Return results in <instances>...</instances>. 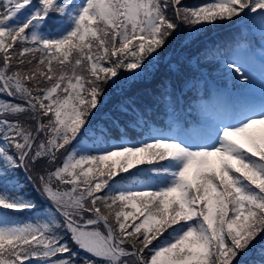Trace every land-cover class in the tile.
Returning <instances> with one entry per match:
<instances>
[{"label": "snow or ice", "instance_id": "obj_1", "mask_svg": "<svg viewBox=\"0 0 264 264\" xmlns=\"http://www.w3.org/2000/svg\"><path fill=\"white\" fill-rule=\"evenodd\" d=\"M234 18L264 26V0H0V264H264V97L203 134L151 128L152 106L130 98L127 123L89 126L181 25L188 47ZM221 64L250 81L237 56Z\"/></svg>", "mask_w": 264, "mask_h": 264}, {"label": "trees", "instance_id": "obj_2", "mask_svg": "<svg viewBox=\"0 0 264 264\" xmlns=\"http://www.w3.org/2000/svg\"><path fill=\"white\" fill-rule=\"evenodd\" d=\"M183 3L188 6H197L204 4V1L183 0ZM169 15H171V12L169 13ZM235 21L236 19L234 18L232 21H218L215 25H209L207 31L200 35L188 47H184L181 44V39L185 32L184 25H181L180 35L174 36L170 40V42L160 51L159 59L155 61V68L147 72L148 78L146 77L142 80L137 81L136 83H134L135 85H133L132 83L131 89L123 95L117 96V93L115 92L118 90L120 91V89L123 88V85L125 83H123L119 88L111 86L106 88L105 94L102 98V105L99 111H95L92 117L90 118L89 126L105 122L109 119V117H118L120 121H122L123 123H127L128 117L123 115L117 109L122 107L123 104L128 103L129 98L131 100H134L135 104L138 105L141 109L144 104L150 103L154 100V102L150 105L153 108V111L150 113V121L159 124L160 122L157 118H161L160 111L162 102L158 103L157 101L160 97L161 83L165 81L170 83L172 74H174L178 80L188 79L190 76L201 79L202 70H195L190 67L189 60L193 55H195V60L199 67H204L205 69H208L203 70V73L209 75L213 73L211 69H214V76L218 77L220 75L219 71H217L218 64L215 60L211 62L212 59H215L214 57H216L217 55V48H214L213 46H211V44L217 45L219 47V50H222L225 47L228 48L235 44H244L247 41L244 31L239 26L232 25L233 23H235ZM253 22L255 23L254 26L260 24L258 20L253 19ZM253 22H251V24ZM211 30H214L215 32L208 36ZM255 35L258 41L264 39L262 38V32L255 33ZM226 48L223 51H225ZM197 65L193 64V66ZM210 65H212L213 68H211ZM140 127H143V125H141ZM141 132H143V130L138 131L135 129L134 132L130 135H134L136 138H141ZM57 163H59V160L57 161ZM144 167L146 166H141V168ZM18 175L21 182L25 183V188L30 198L38 201L39 197L37 193L33 190V187L31 185H28L24 181L23 173H19ZM121 175L127 174L121 173ZM117 179L119 178L117 177ZM8 218L9 220H12L14 222L18 221L20 223H23L31 219L32 217L31 215H27L26 213H18L9 214ZM262 241H264V236L260 239L257 244Z\"/></svg>", "mask_w": 264, "mask_h": 264}, {"label": "rangeland", "instance_id": "obj_3", "mask_svg": "<svg viewBox=\"0 0 264 264\" xmlns=\"http://www.w3.org/2000/svg\"><path fill=\"white\" fill-rule=\"evenodd\" d=\"M238 53L239 54H241L242 55V51H238ZM243 56V55H242ZM244 67H245V69L247 70L249 67H247L246 65H244ZM248 71V70H247ZM249 72V71H248ZM249 75H250V77H251V72H249ZM251 80H253V78L251 77V79H250V81ZM241 81H243V80H241ZM250 81H243V82H245L246 84H248V83H250ZM222 108V107H221ZM219 113H220V111H219ZM223 114H224V112H223ZM207 117H204L205 119V122H209V123H212L213 121H214V116L211 114V112L210 111H207ZM206 131V126L205 127H201L200 128V130H199V132H200V134H203L204 132ZM138 167H140V166H138ZM131 170H134V169H131Z\"/></svg>", "mask_w": 264, "mask_h": 264}]
</instances>
